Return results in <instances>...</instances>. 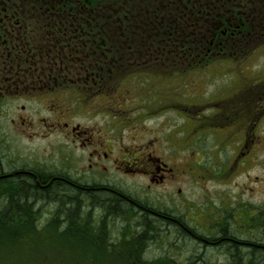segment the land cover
<instances>
[{
  "label": "flooded vegetation",
  "instance_id": "af4514ba",
  "mask_svg": "<svg viewBox=\"0 0 264 264\" xmlns=\"http://www.w3.org/2000/svg\"><path fill=\"white\" fill-rule=\"evenodd\" d=\"M80 1L0 0V225L7 227L6 237L21 241L24 256L42 260L37 264H56L59 257L68 264L170 263L190 235L196 245L204 238L190 232L186 209L178 213L137 193L145 197L153 188H167L174 168L144 136L132 148L115 150L125 143L105 132L112 124H82L68 99L88 96L87 106L95 96L114 93L109 102L117 103L125 77L166 81L186 72L188 61L235 54L239 37L264 27L262 14L256 21L264 0H186L193 4L176 11L175 26H166L170 13L142 8L146 0H103L116 4L110 10L92 0L80 9ZM156 95L144 91L145 111L162 108ZM20 100L30 107L14 106ZM91 109L93 104L84 113ZM21 124L27 144L54 134L61 140L31 149L28 160H14L13 128ZM31 177L46 194L20 208L14 193L28 189ZM129 177L146 178L148 189L137 192L124 183ZM58 189L62 198L50 196Z\"/></svg>",
  "mask_w": 264,
  "mask_h": 264
},
{
  "label": "rangeland",
  "instance_id": "374dc122",
  "mask_svg": "<svg viewBox=\"0 0 264 264\" xmlns=\"http://www.w3.org/2000/svg\"><path fill=\"white\" fill-rule=\"evenodd\" d=\"M92 1H97V8L101 10L116 7L113 1L110 4L103 3V0ZM185 1L146 0L141 7L170 13L166 26H175L176 11L193 4L189 1L187 5ZM77 4H81L80 9H85L82 5L85 4L84 0ZM261 14L264 17V11L258 14L256 21H262ZM233 46L236 58L235 54H227L213 56L212 61H188L186 72L174 73L166 81L160 80V77L147 81L135 79V76L125 77L118 95L119 101L109 102L114 93L95 96L91 100L93 109L89 114L84 112L90 104L86 106L83 102L88 96L70 95L68 99L77 105L75 114H78L77 120L82 124L98 125L102 129L104 124H112L105 132L122 136L125 143L115 150L122 152L134 147L133 144L144 141L142 136L154 140L156 154L174 168L176 178L167 183L170 195H162L167 190L162 185L153 188L145 197L138 194L139 190L148 189V180L144 177H129L124 183L136 186L137 195L148 203H161V206H169L178 213V209L183 207L189 227L197 228L206 235L215 233L212 226L219 215L224 218L225 210L229 211L235 206L249 208L248 212L235 210L237 213L234 217L243 226V231H246L247 223H251L249 216H257L264 210V27L252 37L251 34L248 38L247 35L239 37ZM193 52L195 50L192 48L189 53ZM151 89L156 90V101L161 103L159 111H145L143 108V104L146 103V108L149 105L148 100L143 99V93ZM23 103L30 107L28 101L22 100L14 102V106ZM133 106L135 109L132 111ZM39 115L50 118L47 112ZM115 126L119 129H115ZM24 127L21 124L13 128L11 144L14 156H17L14 160H28L31 149L39 151L50 141L58 144L61 140V136L54 134L49 139L27 144L22 135ZM183 199L186 203L181 206ZM243 238L252 239L254 235L250 232ZM182 248V251L181 248L175 249L182 252L183 259L179 258L178 261L200 252L210 264H229L231 260L229 253L223 251L224 247L207 248L197 246L195 241H188L183 243ZM0 251L3 252L0 253V264L42 262H37L34 255L24 256V253L16 252V248ZM156 253L148 256L155 258ZM55 260L56 264H68L65 258Z\"/></svg>",
  "mask_w": 264,
  "mask_h": 264
},
{
  "label": "trees",
  "instance_id": "16d2710c",
  "mask_svg": "<svg viewBox=\"0 0 264 264\" xmlns=\"http://www.w3.org/2000/svg\"><path fill=\"white\" fill-rule=\"evenodd\" d=\"M28 180V189L19 190L14 193L15 198L13 201L15 203L21 204V202L23 203L26 201L35 202L37 199H39V197L46 194L41 193L33 177ZM13 184H16L15 179L13 180ZM53 195H56L58 198H62L63 191L58 189L54 193L50 194V196ZM20 206L21 205H19V207ZM235 210H237V212L238 210H246L248 212L249 208L235 206L229 211L225 210L226 215L224 218L219 215L216 223L212 226V228L215 229V233L212 235L203 234L193 227H189L190 232H194L204 238L199 241V243H201V247H224L225 250L223 251H227L231 257L229 264H264V213H262L264 210L262 209L259 214H257V216H249V218L251 217V223H247L246 231H243V226L239 224L234 217V214L236 216L237 213ZM13 228V232L15 233L16 226H13ZM7 232V227L0 225V250L4 251L6 249L12 250L16 248V252L23 253L25 248L21 245V241L10 240L8 237H6ZM250 232L253 233L254 238H243ZM241 233L244 234V236L240 237L239 234ZM188 239L189 241H193V237L191 235ZM0 253L2 254L3 252L0 251ZM194 254L195 255H190L189 257L187 256L183 262L178 261V257H175L176 259H170V263L168 262V259H159L154 264H199L201 262V264H210L206 259H204L202 252ZM8 255L10 256L11 254ZM60 258L64 260L63 257H59V259Z\"/></svg>",
  "mask_w": 264,
  "mask_h": 264
},
{
  "label": "bare ground",
  "instance_id": "6f19581e",
  "mask_svg": "<svg viewBox=\"0 0 264 264\" xmlns=\"http://www.w3.org/2000/svg\"><path fill=\"white\" fill-rule=\"evenodd\" d=\"M27 204H29V202L28 201H26V202H21V206H20V208H25V205H27ZM19 211H16V213H18Z\"/></svg>",
  "mask_w": 264,
  "mask_h": 264
}]
</instances>
